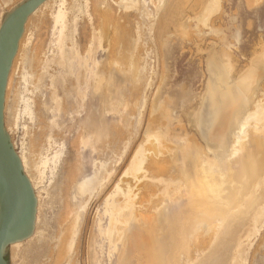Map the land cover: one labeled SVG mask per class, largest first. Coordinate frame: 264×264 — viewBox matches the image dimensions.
<instances>
[{
  "label": "rangeland",
  "instance_id": "rangeland-1",
  "mask_svg": "<svg viewBox=\"0 0 264 264\" xmlns=\"http://www.w3.org/2000/svg\"><path fill=\"white\" fill-rule=\"evenodd\" d=\"M23 1L0 0V24ZM170 2L49 0L29 17L24 47L8 78L4 121L32 179L40 218L28 240L10 247V264L117 263L116 243L105 233L113 213L127 212L121 206L128 197L118 183L125 187L131 180L127 173L136 156L157 136L175 144L178 161L185 162L188 144H200L207 153L199 116L210 89L232 97L251 68L258 72L257 83L234 110L224 140L234 143L239 117H251L264 106V0H182L175 15ZM98 82L101 95L94 99ZM80 92L86 110L92 108L88 118L80 114ZM93 99L99 101V129L89 121ZM263 123L252 121L247 131L261 132L256 128ZM28 159L40 167L39 181ZM99 163H105L101 172ZM261 174L262 183L264 169ZM73 177L91 179L82 196L70 195L77 183ZM148 179L131 186L132 197L142 194L145 181L158 182ZM252 186L243 199L254 193ZM263 206L258 201L253 215H246L224 264H264Z\"/></svg>",
  "mask_w": 264,
  "mask_h": 264
},
{
  "label": "bare ground",
  "instance_id": "bare-ground-1",
  "mask_svg": "<svg viewBox=\"0 0 264 264\" xmlns=\"http://www.w3.org/2000/svg\"><path fill=\"white\" fill-rule=\"evenodd\" d=\"M171 1L174 2H170V11H173L175 15L182 0L177 1V5L175 0ZM165 23L166 21L164 25ZM23 38L21 37L19 42L21 47H18L20 54L24 47ZM76 76L78 78L77 74ZM257 76L258 72L251 68L241 78L237 88L238 92L233 96L230 94L232 96L230 98H228L229 96L226 97L228 95L227 91L218 92L219 90L215 87L210 89L209 98H205L199 116L207 153L204 149L202 150L203 147L200 144L196 146L188 144L187 148L190 150L188 154L190 155L184 153L187 156L185 162H181V160L179 162L175 144L173 146L165 144V141L160 140L158 136L156 138L155 135L153 142L144 148L139 156H136L138 162L136 161L127 173L131 180L126 183L125 187V184L118 183L121 194L128 197L125 206H121L122 209L127 208V212L118 215V217H116V213H113L110 216L108 227L107 224L105 225L107 227H105L106 239L116 243L113 256L116 254L118 264H182V261H185L186 264H199L198 261L202 259L209 264L214 262L216 264L225 263L224 260L228 255L232 237L237 236V231L243 227L248 214L252 212L251 215H253V209L258 201L260 204L264 203L262 202V200L264 201V180H262V183L260 180L263 177H260V175L263 174L261 172L264 169V106L257 107L251 117L240 119L241 116L237 115L236 121L240 116L237 121L240 125L239 128L237 126L239 131L236 134L237 139L234 143L230 139L227 142L224 140L230 130L229 124L234 109L240 104L242 96L254 89ZM224 83H227L226 80H224ZM9 85L8 79L6 91H8ZM80 93L76 94L79 95L78 98L81 102L80 114L84 118L91 107L86 110L87 104L86 106L83 105L86 103L85 92ZM99 95H101L100 82L96 83L93 88V98L99 99ZM6 98L7 96H5V100ZM94 99L92 102L93 113L91 112L93 118L91 117L89 121H94L93 124L96 129L100 127L98 125H100L101 113L99 114L100 111L98 110L99 101ZM255 120L257 123H263L261 127L257 126L256 131L261 129L263 131L256 133L255 130L254 132L251 130L250 133L247 131V125ZM98 135H101L99 131ZM221 137H223L222 141L217 142ZM224 143L226 145H223ZM186 150L185 152H188ZM214 150L217 152H214ZM19 158L25 172L23 160L20 156ZM36 158L38 159V157ZM136 159L134 158V160ZM28 164L33 170L35 180L39 181L42 177L40 167L36 164L33 165L30 159H28ZM104 167L105 163L100 164L99 172L103 171ZM99 172L96 173L97 176ZM112 172L107 175V179L111 177ZM74 174H76L75 171ZM144 176L148 177V180L154 179L158 182L153 183L144 180L145 183L141 186L144 189L141 190L142 194L138 195L136 193V195L133 193L132 197L133 190L131 186L133 184H135L133 186L138 185ZM258 177L259 181L257 182ZM28 179L32 184V179L30 180L29 177ZM73 179L75 178L73 177ZM77 180L78 178L75 179V181ZM90 180L83 178L77 181L70 195L73 198L77 195L82 196L88 190ZM252 185L255 187L254 193L250 197L246 195L247 198L243 199L244 191ZM101 186H103V183ZM138 187L140 188V186ZM258 190L261 194L256 193ZM247 194L249 196V193ZM117 207L120 209L119 205ZM38 210L37 204L36 223L37 218H40ZM254 217H257L256 213ZM102 228L104 231L105 228ZM111 247L113 249V246ZM107 255H110V253ZM237 258L239 259V257Z\"/></svg>",
  "mask_w": 264,
  "mask_h": 264
},
{
  "label": "water",
  "instance_id": "water-1",
  "mask_svg": "<svg viewBox=\"0 0 264 264\" xmlns=\"http://www.w3.org/2000/svg\"><path fill=\"white\" fill-rule=\"evenodd\" d=\"M48 1L24 0L0 24V264H10L6 258L10 247L28 240L36 226L37 197L6 131L4 109L7 82L25 25Z\"/></svg>",
  "mask_w": 264,
  "mask_h": 264
}]
</instances>
